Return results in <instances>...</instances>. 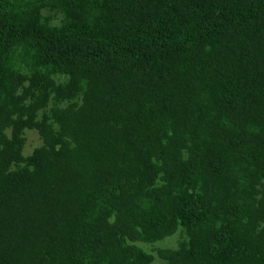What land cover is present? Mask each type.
Returning a JSON list of instances; mask_svg holds the SVG:
<instances>
[{
  "label": "trees",
  "instance_id": "trees-1",
  "mask_svg": "<svg viewBox=\"0 0 264 264\" xmlns=\"http://www.w3.org/2000/svg\"><path fill=\"white\" fill-rule=\"evenodd\" d=\"M178 229L161 264H264V0H0V264H154Z\"/></svg>",
  "mask_w": 264,
  "mask_h": 264
},
{
  "label": "rangeland",
  "instance_id": "rangeland-1",
  "mask_svg": "<svg viewBox=\"0 0 264 264\" xmlns=\"http://www.w3.org/2000/svg\"><path fill=\"white\" fill-rule=\"evenodd\" d=\"M91 3H99L100 0H89ZM41 23H44L48 27H60L66 21V17L60 10H51L48 8H44L41 10ZM22 55V50L17 49L12 61L14 62V67L17 68L23 74H29L30 70L25 67L20 60V56ZM52 79L56 84H62L67 80V77L61 75H53ZM34 97H37L35 95ZM78 102H80L78 100ZM67 102H61L58 104V107H65ZM52 102H49L44 109L45 113H48L52 107ZM42 118V111L38 112L37 119L40 120ZM53 127L56 128V125L53 124ZM6 134L9 136V130H6ZM23 137L25 139L24 146L22 149V154L24 157H28L31 155L34 149L41 146V140L35 130H25L23 133ZM100 204L102 201L99 202ZM99 207V206H98ZM100 208V207H99ZM97 207L95 208L94 212H96ZM182 240V235L180 229H178L175 234L169 236L162 241L156 242L154 244H145L141 242L135 243L136 246L141 248L145 253L150 254L154 257V264H161V261L156 256V249H176L177 244Z\"/></svg>",
  "mask_w": 264,
  "mask_h": 264
}]
</instances>
